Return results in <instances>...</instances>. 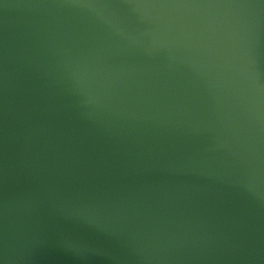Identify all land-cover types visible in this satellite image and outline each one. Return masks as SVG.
Segmentation results:
<instances>
[{
  "label": "water",
  "instance_id": "1",
  "mask_svg": "<svg viewBox=\"0 0 264 264\" xmlns=\"http://www.w3.org/2000/svg\"><path fill=\"white\" fill-rule=\"evenodd\" d=\"M0 264H264V0H0Z\"/></svg>",
  "mask_w": 264,
  "mask_h": 264
}]
</instances>
